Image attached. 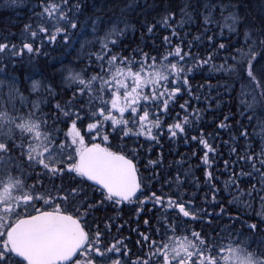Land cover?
I'll use <instances>...</instances> for the list:
<instances>
[{
  "label": "trees",
  "instance_id": "16d2710c",
  "mask_svg": "<svg viewBox=\"0 0 264 264\" xmlns=\"http://www.w3.org/2000/svg\"><path fill=\"white\" fill-rule=\"evenodd\" d=\"M25 2V8L17 7L19 16L16 21H8L7 14L0 16V43L20 48L24 42H32L34 47L41 46L43 55H40L41 59L36 56L38 59L33 60L32 57L35 56L25 51L20 57L22 59H18L14 58L13 53L9 51L0 55V61L3 62L0 63V67L7 65L6 74H12L11 77L23 83L22 89L28 88L27 80L32 77L35 79L40 77L41 80L47 81L45 84H51L53 92L50 93L46 86L41 87L40 90L41 94L49 96V103H59L62 107L65 104L74 103L76 107L87 108L89 99L87 92L83 97L77 95L74 98L73 93L76 92V87L70 85L66 87L63 83V76L66 73L62 75L56 73L58 65L65 64L62 59L66 56L62 58L60 56L63 48L50 43L41 44L42 36L33 40L26 33L25 25L31 24L32 30H36L35 26L44 21L36 17L38 13L36 11L41 9L38 6L33 7L35 2L39 5V0ZM75 3L77 0H70V4ZM84 3L86 6L77 15V19L79 22H85L88 28L82 35L80 34L82 38L75 47L82 44L85 47L87 61L77 63L79 69L87 68L85 79L99 71L95 54L101 48V45L97 43V35H93L90 18L113 16L129 23L122 43L112 51L130 59H139V55L143 53H148L149 56H164L177 44L182 46L184 52H190L194 57L193 60H186L189 66L194 65L197 60L206 59L209 54L212 56L207 64L193 67V71L188 73L191 91L188 90V86H182L181 93L177 95L174 102H170L167 116L160 117L162 129L160 131L153 129L156 140L144 135L137 136L135 128L131 139L120 138L119 135L110 136L107 146L114 151L128 153L129 149H136L134 161L139 170L142 188L134 201L124 209L112 207V211L107 213L102 211L100 206L92 211L87 218V230L94 233L96 225L102 229L104 223H110L111 231L103 232L104 239L107 241L125 239L127 249L135 257L152 251L149 246L152 240L160 241L162 238L167 240L168 237L180 236L191 239V231L200 232L209 238L210 243L218 246L224 242L225 244L236 243L241 240L245 242L243 246L248 247L249 250L264 248L262 243L264 240L260 243L253 241L257 236L264 238V224L260 223L264 219L262 215L264 200H261V197H264V191H260L264 184L260 183V175L253 169L252 164L239 159L246 153L249 155L255 153L259 157L264 151V96H261L264 80H261L258 85L254 84L245 78L246 73L242 72L250 58L249 49L257 59L264 55V44L261 43L264 41V0H84ZM91 4L96 8L94 11L90 9ZM209 4L225 7L232 5V7L223 13L220 8H212L209 12L213 17L212 23L206 25L203 19L204 6ZM185 5L190 7L186 8ZM234 10L239 11L244 23L239 25L238 29L234 27L230 32L224 17ZM167 12H174L175 18L165 25L164 17ZM147 25L156 26L153 33H148ZM173 28L175 36L172 33ZM246 33L251 34L250 38L246 37ZM99 35L102 36L103 32L100 31ZM165 36L170 38L171 45L164 41ZM209 36L213 37L212 41L208 40ZM57 40L60 42L63 39L58 37ZM221 43H224L226 47L219 48ZM55 49L58 52L53 53ZM238 50L245 55L241 57ZM56 54L57 61L51 63L50 59L48 62L49 55ZM89 54H92L91 67H89ZM233 57L240 63H236ZM228 65L240 71L225 70ZM63 67L66 68V65ZM256 75L257 79H260L258 72ZM94 89H99L98 81L94 82ZM254 98L256 103L251 111H247V103H251ZM185 102L187 107L182 109L180 106ZM242 104L245 106L241 107ZM3 109L5 111L10 109L6 112L23 111L20 107H14L13 110L11 107H2L0 101V111ZM45 111L49 118L48 124L57 121L60 127L62 123L60 117L64 116L57 111L56 105L48 107ZM185 116L189 119L184 133H178L176 137H172L167 125L174 123L177 119L183 123ZM125 118L131 119L130 111L125 114ZM88 122L85 120L82 125L79 123L77 125L81 134H85L86 143H90L91 137L96 135L95 132H92L91 136L86 135ZM221 123L225 127L221 128ZM64 127L67 128V125L65 124ZM105 127L111 132L110 122ZM129 127L132 125L130 124ZM245 130H247V136L242 137L241 134ZM96 139L97 142L102 143L100 137ZM201 139L206 140L214 151L205 148L200 143ZM233 148L236 149L235 152ZM206 151H209L210 163H205L203 160ZM150 161L157 163L151 164ZM255 169H260L258 162L255 164ZM209 171L213 174L211 182L206 177V172ZM241 172L244 175H241ZM233 180L236 181L237 186H233ZM76 186L87 188V195L92 197L89 203L102 199L99 190L93 189L89 184L81 185L80 178L66 175V189ZM253 186L259 195L254 192L251 196L244 194L252 192ZM152 192H155L157 196L165 197L164 205L147 200L141 206L139 201L145 196H150ZM214 193L215 199H213ZM167 196L185 202L186 207L188 202H191L194 208L189 210H197V219L183 217L175 206L168 208ZM141 207L142 211L137 212V209ZM164 218H167L168 223L175 222L180 225L175 232H168L167 237H162L156 231L157 229H160L161 233L164 231ZM146 219L147 225L144 223ZM251 223L258 224L259 229L249 231L248 225ZM246 230L249 232L250 240L247 239L248 237L245 238L247 240L243 238V232ZM141 233L149 236L148 242L143 240Z\"/></svg>",
  "mask_w": 264,
  "mask_h": 264
},
{
  "label": "snow or ice",
  "instance_id": "6c2138e0",
  "mask_svg": "<svg viewBox=\"0 0 264 264\" xmlns=\"http://www.w3.org/2000/svg\"><path fill=\"white\" fill-rule=\"evenodd\" d=\"M85 6L84 0H77L75 4H70V0H39L38 7L41 11L36 13V17L44 22L38 23L35 26L36 30H32L31 24L25 25L26 33L33 40L42 36L41 44H55L58 37H62L64 44L71 47L73 33L80 27L77 15ZM185 7L188 8L190 5ZM231 7L232 5L226 7L205 5L204 23L206 25L212 23L213 17L209 14L212 8H220L223 13ZM174 18V12H167L164 24L168 25ZM224 20L230 32L234 27L238 29V26L244 23L238 10L230 12ZM90 23L93 35H97V43L101 45L100 51L95 54L99 71L85 79L87 68L79 71L71 67L61 69L66 73L63 79L70 86L76 87L73 97L77 95L83 97L86 92L89 97L87 108L76 107L74 103L65 104L63 107L59 103L56 104L57 111L65 118V124L70 121L64 140L57 143L59 129L43 131L50 128V125L46 118L47 114L40 113L39 102L32 105L36 112L30 111L26 117H11L7 112L0 111V264H128L124 259L128 252L122 250L123 239L105 244L101 231L96 230L93 234L86 230L87 218L92 211L108 203L119 205L125 201L131 202L142 188L141 178L134 163L136 149H129L128 153L114 151L107 146L110 136L119 135L120 138L131 139L135 128L137 136L144 135L156 140L153 129L157 131L162 129L160 117L167 116L170 102H174L181 93L182 86H188V90L191 91L188 73L193 71V67L207 64L212 58L209 54L206 59L197 60L194 65L189 66L186 60H193L194 57L190 52H184L182 46L177 44L164 56H149L148 53H143L139 55V59H130L112 51L113 48L120 46L122 38L128 31L129 23L126 20L108 16L90 18ZM155 27L147 25L148 33H153ZM100 31L103 32L102 36L99 35ZM172 33L173 36L176 35L174 28ZM80 34L82 35L83 31ZM245 35L250 38L251 34ZM208 40L212 41L213 37L209 36ZM164 41L171 45L168 36L164 37ZM261 43L264 44V41ZM225 47L224 43L219 45L221 49ZM9 51L14 56L22 57L25 51L40 53L41 47H34L32 42H24L17 51L15 45L0 43V55ZM238 54L241 57L245 55L239 50ZM248 56L250 58L247 60V67L242 72L246 73L245 78L258 85L264 80L262 63L264 55L257 59L249 49ZM91 57L92 54H89V67L93 64ZM232 59L240 63L235 57ZM225 70L240 71L231 65ZM6 72L7 65L0 67V74ZM257 72L260 79H257ZM96 81L99 82L98 90L94 89ZM40 86L39 81H33V92H37ZM47 90L53 92L51 84ZM261 96H264V90L261 91ZM255 103V98L251 103H247V111H251ZM180 107L186 108L187 102ZM129 111L131 119H126L125 114ZM188 119V116H185L183 123L177 119L174 123L168 124L169 134L176 137L178 133H184ZM85 120L89 121L86 135L91 136L92 132L96 134L91 137L90 143L85 142V134H81L77 126L78 123L82 125ZM109 122L111 132L105 127ZM130 124L132 127H129ZM220 127L223 128L225 125L221 123ZM15 130H19L21 134L19 143L15 139ZM241 135L247 136V130ZM96 137H100L102 143H96ZM26 138L27 144L23 142ZM200 143L209 151H214L206 140L201 139ZM17 150L19 155L14 157L13 152ZM209 151L204 153L205 163H210ZM235 151L233 148V152ZM17 159L24 160L29 167H42L52 177L74 176L80 178L81 185L94 182L90 187L99 189L102 199L89 203L92 197L87 195V188L83 186L67 189L61 186L55 196L51 194L44 196L36 191L34 184H26L21 166L15 163ZM239 159L251 163L253 169L260 175V183L264 184V151L259 157L255 153L251 155L246 153ZM10 161L12 166L7 167ZM257 162L260 164L259 170L255 169ZM17 171L20 172L19 176L13 174ZM241 175L244 173L241 172ZM206 177L211 182L212 172H206ZM233 186H237L235 180ZM260 191H264V187H261ZM253 192L259 195L254 186L252 192L244 194L251 196ZM40 200L44 201L47 210L34 206ZM147 200L164 205L165 197L152 192L150 196H145L139 201L140 205L143 206ZM166 200L168 208L175 206L183 217L197 219V210H189L194 208L191 202H188L186 207L185 202L173 199L172 196H167ZM261 200H264V197H261ZM140 211L142 207L137 209V212ZM144 223L147 225L148 220L146 219ZM260 223L264 224V219ZM164 225L162 233L160 229L156 230L162 237H167L168 232H175L180 227L175 222L168 223L167 218H164ZM107 227L110 228L111 225ZM257 229L259 225L256 223L248 225L249 231ZM140 235L145 242L149 241L148 235L143 233ZM244 243L239 241L225 248L210 243L209 238L200 232L191 231V239L185 236L182 241L174 237H168L167 240L162 238L160 241L152 240L149 245L152 251L144 258L138 257L132 264H157V260L161 261V264H264V248L258 247L249 251L248 247L243 246ZM225 252L227 255H223ZM77 256L82 258L76 259Z\"/></svg>",
  "mask_w": 264,
  "mask_h": 264
},
{
  "label": "rangeland",
  "instance_id": "374dc122",
  "mask_svg": "<svg viewBox=\"0 0 264 264\" xmlns=\"http://www.w3.org/2000/svg\"><path fill=\"white\" fill-rule=\"evenodd\" d=\"M26 0H15V2H13V0H0V16L2 14H7V20L8 21H16V18L19 16V10L17 7H21V8H25L26 7ZM93 1V0H91ZM87 2V1H86ZM25 3V4H24ZM38 5L35 4L33 5L34 8H36ZM7 8V9H6ZM8 8H10V10H8ZM5 9V10H3ZM91 11H94L96 8L93 4H91V7H90ZM41 10H37L36 12H40ZM80 23V27H78L77 30H75V34L73 35L74 36V39L72 41V45L71 47H68L64 44L63 40L62 41H58L55 43V45H57L59 48L62 47L63 48V52H62V56H66L65 58L62 59V61L65 63V64H60L58 65L57 69H56V73L62 75V71L61 69L62 68H65L63 67V65H66V68L67 67H71L77 71H79L80 69L78 68V64H81V62H83V60H86L87 61V54H86V51H85V47L82 45H80L79 47H75L76 43L80 41V39L82 38L80 33L81 31H86V29L88 28V26L85 24V22H79ZM41 47V46H39ZM17 50L19 49V47H17ZM58 52L57 49H55V51L53 53H56ZM98 53V52H97ZM32 55H34L35 57H32V59L34 60H37L38 58L36 56L39 57V59H41V56L43 55L42 53V48H41V52L40 53H31ZM41 55V56H40ZM70 56V57H69ZM86 57V58H85ZM14 58H20L19 56H14ZM45 58V57H43ZM69 60H67V59ZM22 59V58H20ZM52 60V62H55L57 61L58 59V55H49V57L47 58L48 62L49 60ZM60 59V57H59ZM59 61V60H58ZM50 63V67H51V64ZM78 63V64H77ZM81 66V65H80ZM40 67V66H39ZM54 67V66H53ZM12 74H0V101H1V106L2 107H5V108H10L13 110L14 107H20L22 108L23 111H17V112H7L9 116L11 117H17V116H27V114L31 111L33 113L36 112V109L32 107V105L34 103H37L39 102L40 104V113L41 114H46L45 112V109H48V107H52L56 105V103H49L48 102V98L49 96L47 97V95H44V94H41V90L40 88L41 87H48L49 84H45L47 83V81H43L40 79V77H38L37 79H35V77H32V78H29V80H27V83H26V87L28 88H24L22 89V85L23 83L21 84V82L17 81L14 77H11ZM58 75V77L60 76ZM33 81H39L40 82V88L38 89L37 92H33L32 90V82ZM63 83L67 86H69L68 82L63 80ZM18 90V91H17ZM5 94H6V97H5ZM21 96L23 98H21ZM5 97V98H4ZM74 99V98H73ZM72 99V100H73ZM10 109H6V111H8ZM1 111H4L6 112L4 109L1 110ZM21 112V113H20ZM13 114V115H11ZM47 120L49 119L48 117H46ZM61 120H62V123L60 124V127L58 125V122L57 121H54V123H49L50 125V128L48 129H43V131H50L52 129H59V133H58V136H59V139L57 140V143H59V141L61 140H64L65 139V136L66 134L68 133V124H70V121L68 122L67 125V128L64 127L65 125V118L64 117H60ZM64 118V119H62ZM66 129V130H65ZM17 132H19V130H16ZM20 133V132H19ZM27 135V134H25ZM55 135V133H54ZM20 138H15L16 141L19 143L20 142ZM70 140H71V137L69 136L68 137V141L70 143ZM25 144L28 143V139H24L23 141ZM35 143V142H33ZM100 143V142H98ZM19 155V150H17L16 152H13V156L14 157H18ZM16 164H19L21 166V169L24 173V176H23V179H26L27 177L25 176V171H24V168H26L27 170H29V168L31 169H37V168H41V171L43 170L42 167H39V166H35V167H29L27 165V163L24 161V160H21V159H17L15 161ZM12 166V162L10 161L9 164L7 165V167H11ZM14 175H20V172L17 171V172H14ZM65 176V175H64ZM64 176L61 178L60 176H55V177H52L50 175H48V178H50V183H51V187L47 188V193L45 192V189H42V191L44 192V196H47L49 194L51 195H56V191L58 188H60L61 186H63V183L65 181L64 179ZM102 208V211H105L107 213L111 212L112 211V207H111V204L108 203V205H102L101 206ZM151 209H153V207H151ZM191 219H193L192 217H189ZM110 223L106 222L103 224V228L101 229L100 227H95L94 229V233L96 230H99L101 231V233H103L104 231H108L110 232L111 231V227L108 228L107 225H109ZM111 225V224H110ZM177 238L178 240L182 241L184 237L180 236V237H175ZM118 241V240H117ZM241 241V240H240ZM105 244H111L113 241L112 240H109L107 241L106 239H104L103 241ZM230 244H235L234 243H227L225 244V242L223 244H221V246L227 248ZM122 250H127L126 248V241L125 239H123V245H122ZM251 251V250H249ZM128 252V251H127ZM223 255H227V252L223 253ZM138 258V257H137ZM125 260H127L128 264H132L133 261H135L136 259H133L131 254L128 252V255H126L124 257ZM159 264H161L159 262Z\"/></svg>",
  "mask_w": 264,
  "mask_h": 264
},
{
  "label": "flooded vegetation",
  "instance_id": "af4514ba",
  "mask_svg": "<svg viewBox=\"0 0 264 264\" xmlns=\"http://www.w3.org/2000/svg\"><path fill=\"white\" fill-rule=\"evenodd\" d=\"M20 136H21V134L15 130V138H19ZM24 171H25V176L27 177L24 180H25L27 185H33L34 184L36 186V191L38 193H41L44 195V192L42 191V189H45V192L47 193L48 186L50 188L52 185L50 183L51 182L50 178H48L49 174H47L45 172V170L41 171V168H37V169L29 168V170H27L26 168H24ZM64 179H65V181L63 183V187L66 189V175L64 176ZM56 194H57V191H56ZM34 206L38 209L47 210L45 205H44L43 200L37 201ZM81 258L82 257L80 256L79 259H81Z\"/></svg>",
  "mask_w": 264,
  "mask_h": 264
},
{
  "label": "bare ground",
  "instance_id": "6f19581e",
  "mask_svg": "<svg viewBox=\"0 0 264 264\" xmlns=\"http://www.w3.org/2000/svg\"><path fill=\"white\" fill-rule=\"evenodd\" d=\"M248 237V238H247ZM243 238L245 239V238H247V239H249L250 237H249V232L246 230L245 232H243ZM247 239H245V240H247ZM250 240V239H249ZM264 240V238H262V237H259V236H257L256 238H254V242L255 243H260L261 241H263Z\"/></svg>",
  "mask_w": 264,
  "mask_h": 264
},
{
  "label": "water",
  "instance_id": "95a60500",
  "mask_svg": "<svg viewBox=\"0 0 264 264\" xmlns=\"http://www.w3.org/2000/svg\"><path fill=\"white\" fill-rule=\"evenodd\" d=\"M89 183L93 184L94 182H89Z\"/></svg>",
  "mask_w": 264,
  "mask_h": 264
}]
</instances>
